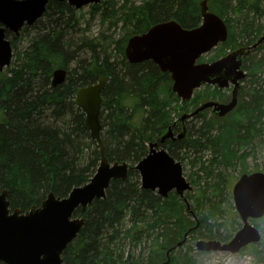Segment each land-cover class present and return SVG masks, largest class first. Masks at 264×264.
Returning a JSON list of instances; mask_svg holds the SVG:
<instances>
[{
    "label": "trees",
    "instance_id": "16d2710c",
    "mask_svg": "<svg viewBox=\"0 0 264 264\" xmlns=\"http://www.w3.org/2000/svg\"><path fill=\"white\" fill-rule=\"evenodd\" d=\"M121 1L119 6L115 0L89 6L92 17L107 14L114 18V28L121 23L120 38L110 40L101 32L85 36L88 21L81 10L49 1L43 19L33 24L36 33L27 47L16 51L11 66L0 73V189L8 190L11 208L24 211L50 192L63 197L87 182L96 170L99 152L84 128V115L75 106L74 95L83 85L107 77L99 116L103 151L109 161H126L129 169L125 180L111 181L104 198L94 199L86 211H75L74 216L84 217V224L63 251V263L197 264L190 241L196 237L227 241L239 224L234 221L227 233L212 230L225 226L218 221L222 210L216 195L227 181L223 173L237 163L241 172L247 171L240 158L247 152L241 149L252 147L264 135V84L255 75L264 71V46L253 49L244 61L252 85L246 100L240 98L227 115L230 121L214 123L206 112L199 113L192 118L199 125H187L184 138L160 143L176 159L178 149L211 151V159L196 157L194 163L198 162L204 177L216 179L212 197L187 192L186 202L171 192L162 198L141 188L133 166L169 126L179 130L173 125L175 117L219 93L205 86L190 101H180L171 91L168 73H161L150 61L127 62L124 46L131 35L156 22L176 20L186 29L198 26L200 0ZM210 8L228 28L226 40L211 60L227 49L252 44L264 31V0H211ZM59 67L65 69L66 77L52 86V71ZM185 233L190 239L177 247ZM247 250L255 257L252 264H264L263 248L252 245L242 253Z\"/></svg>",
    "mask_w": 264,
    "mask_h": 264
},
{
    "label": "water",
    "instance_id": "95a60500",
    "mask_svg": "<svg viewBox=\"0 0 264 264\" xmlns=\"http://www.w3.org/2000/svg\"><path fill=\"white\" fill-rule=\"evenodd\" d=\"M49 0H0V70L7 66L11 58V47L5 38V30L18 33L26 24H32L42 16ZM56 1V0H55ZM67 1L77 9L99 0H57ZM210 0H200L201 23L198 27L183 28L179 22L168 20L159 22L140 35L129 37L124 50L126 60L140 63L150 60L159 71L170 73L171 90L182 100H189L196 88L207 83L225 88L229 82L233 85L230 97L226 102L207 101L189 114H182L178 121L212 108L217 116L224 117L237 105L239 80L246 76L240 67L243 59L248 57L251 49L264 44V35L253 45L236 48L213 62L197 63L200 55L212 50L227 37L226 24L211 9ZM63 68L52 72L51 85L62 83L66 77ZM106 77L94 84L85 85L75 94V105L84 114V128L90 138L98 144L100 161L96 172L89 181L72 188L64 198L49 193L38 206H32L25 212L15 208L9 213L8 191H0V262L4 264H62L61 253L81 229L84 218H72L77 207L82 210L94 199L105 195L112 179L125 180L128 165L125 161L110 162L103 154L99 121L101 112V91L105 88ZM174 136L171 126L161 136L159 142L170 138L180 139L185 130ZM134 167L138 170L141 187L157 191L161 197L175 190L179 196L190 189L189 183L182 176V165L173 156L159 146L158 142L150 143L145 157ZM232 198L242 226L228 242L217 240H197L195 247L204 252L228 251L235 253L248 243H256L260 233L253 227L248 218L264 215V173H243L232 186ZM178 242L180 246L185 241ZM169 251H167L168 255Z\"/></svg>",
    "mask_w": 264,
    "mask_h": 264
},
{
    "label": "rangeland",
    "instance_id": "374dc122",
    "mask_svg": "<svg viewBox=\"0 0 264 264\" xmlns=\"http://www.w3.org/2000/svg\"><path fill=\"white\" fill-rule=\"evenodd\" d=\"M115 1L117 3L116 4L117 6H119V4L122 3L121 0H115ZM130 1H132L135 4H139V2L142 0H130ZM80 10L81 12L84 13L86 22L88 21L86 23V27H88V31L86 32L85 36L89 37V34H90V36L93 37L99 32H101L102 37L104 36L105 39L107 40H110L111 38L112 39L120 38V26L121 25L119 26V24L121 23H118V26L114 28V25H112V22H114V18H112L111 16L107 14H104L103 17H101V15L95 14L92 17L90 14H88V10H89L88 6L83 7ZM81 27H85V26L82 25ZM35 33H36V29L33 26H29L27 27L25 31H21L17 37L10 35L9 39L11 40L12 46L15 47L14 51H20V50L25 49L29 43V40L31 39L32 36L35 35ZM101 41L103 42V39ZM217 48L213 49L212 52H210L207 57H212L214 54H216L217 50L219 49ZM255 75L256 77L259 78L258 81H260L261 84H264V71L261 70L260 73H256ZM251 80L252 79L249 76L245 80L241 81V84L239 87V99L241 98L242 100H244L245 98L246 100L245 95L247 94L250 85H252ZM260 83L257 82L256 85ZM203 88L204 86H202L199 90H202ZM222 93L223 95H227L226 97L230 95L228 89L226 90L223 89ZM217 97H220V96H217ZM217 99H220V98H217ZM0 115L2 114L0 113ZM205 116L207 117V119L210 117L211 119H213V122H214L215 120L214 116L211 114L210 111H207V113H205ZM176 118L177 117H175V119ZM231 118L232 117L224 118V121L225 122H227V120L230 121ZM189 124L190 125L193 124L194 127L199 125L191 119L186 122L187 130H188L187 125ZM176 126H179L181 128L180 124H177ZM253 142H254V145L252 147L246 146L245 148L241 149V150H245L247 152V155L245 156V158L241 156L240 158L242 159L244 163H246L244 167H246L248 171H253V170L264 171V135L259 138H256ZM251 149L254 150L253 151L254 153H249L252 151ZM210 152L211 151L207 150L205 151V153L202 152L203 154H201L200 152H190L184 149H181V150L178 149L175 152L178 154V161L180 162V164H182V168H183L182 175L185 176V178L189 180L192 185L191 186L192 190L189 192L191 194H194L193 195L194 197L195 195L201 194V193L205 194L206 197H209V198L212 197V194H213L212 190L214 189L212 185L215 184L214 182H216V179L213 178V175L204 177V175L200 173L201 170L199 168L200 165L198 164V162L194 163L195 162L194 160L196 157L198 158L204 157L203 160L205 161H207L208 159H211L212 154H210ZM242 154L244 155V153ZM220 168L221 167H219V169L216 168L215 172H217V170H220ZM241 169L242 168L240 164L237 163L235 168L231 167L223 173L224 175L223 178H226L227 181L222 184V189L218 191L216 195H219L217 198L220 200L217 199L218 200L217 205L218 207H220V210H222L221 216L218 218V221L221 223H224L225 226L224 225H222L221 227L214 226L212 228L213 231L218 230L219 233L220 232L227 233L228 230H231L230 229L231 227L233 228L235 226L234 221L239 222V224H236V229L241 224L239 217L235 216L236 211L234 210L233 201L230 196V190H231L230 186L233 184L235 179H237V177L240 176ZM202 189H204L205 191L203 192ZM213 199L216 200V198H213ZM189 201H190L189 203L192 206L194 205L196 206V202L194 204L193 200L190 199ZM255 221H256V224L259 225L260 232L262 233V238L260 242L257 243L256 245L258 246L259 249L263 248L264 250V221H260V220H255ZM233 233L234 231H232L231 234ZM198 238L206 239L204 237H196L189 243L194 247V243L196 239ZM192 254H193V257L196 259L197 264H252L255 258L250 253H248V250L244 251V253L238 252V253L230 254L224 251H221V252L211 251L209 253H202V252L196 251L195 249Z\"/></svg>",
    "mask_w": 264,
    "mask_h": 264
},
{
    "label": "bare ground",
    "instance_id": "6f19581e",
    "mask_svg": "<svg viewBox=\"0 0 264 264\" xmlns=\"http://www.w3.org/2000/svg\"><path fill=\"white\" fill-rule=\"evenodd\" d=\"M53 71H54V70H53ZM53 71H52V72H53ZM50 193H52V192H50ZM48 194H49V193H48ZM48 194H47V195H48ZM47 195H46V196H47Z\"/></svg>",
    "mask_w": 264,
    "mask_h": 264
},
{
    "label": "flooded vegetation",
    "instance_id": "af4514ba",
    "mask_svg": "<svg viewBox=\"0 0 264 264\" xmlns=\"http://www.w3.org/2000/svg\"><path fill=\"white\" fill-rule=\"evenodd\" d=\"M229 90V89H228Z\"/></svg>",
    "mask_w": 264,
    "mask_h": 264
}]
</instances>
